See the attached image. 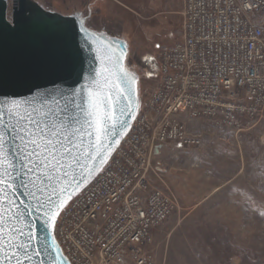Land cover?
Returning <instances> with one entry per match:
<instances>
[{
	"label": "built area",
	"instance_id": "2783aa9c",
	"mask_svg": "<svg viewBox=\"0 0 264 264\" xmlns=\"http://www.w3.org/2000/svg\"><path fill=\"white\" fill-rule=\"evenodd\" d=\"M183 3L181 38L158 49V87L104 169L56 221L70 264H156L148 251L153 232L178 201L151 182L154 153L170 144L201 148L192 123L239 136L264 122V0Z\"/></svg>",
	"mask_w": 264,
	"mask_h": 264
},
{
	"label": "rangeland",
	"instance_id": "374dc122",
	"mask_svg": "<svg viewBox=\"0 0 264 264\" xmlns=\"http://www.w3.org/2000/svg\"><path fill=\"white\" fill-rule=\"evenodd\" d=\"M35 1L63 15L82 13L89 27L102 29L91 21L95 0ZM117 1L103 3L102 18L111 36L127 41V65L139 76L145 103L160 80L158 49L181 38L182 1ZM189 127L203 134L201 148L170 144L153 155L150 180L168 188L178 206L154 230L148 251L156 264H264V122L239 136L207 122Z\"/></svg>",
	"mask_w": 264,
	"mask_h": 264
},
{
	"label": "water",
	"instance_id": "95a60500",
	"mask_svg": "<svg viewBox=\"0 0 264 264\" xmlns=\"http://www.w3.org/2000/svg\"><path fill=\"white\" fill-rule=\"evenodd\" d=\"M11 3L13 9L10 15ZM87 23L88 18L82 13L63 15L45 9L35 0H0V107L11 105L18 115L33 113L35 119L43 121V114L48 111L43 106L46 97H63L60 101L63 117H49V123L57 127L63 124L65 129L82 127L88 133H94L97 118L109 117L105 125L109 130L102 137L104 148L98 149L100 152L107 149V152L98 165L93 166L87 160L93 137L85 135L82 141L79 138L76 141L80 149L78 152L74 149V158L67 160L74 166L69 169L70 174L79 178L82 171H88L76 166L77 158L81 164H87L93 170L79 187L73 185L70 188L72 195L71 198H63L66 201L64 208L104 169L129 133L140 107L139 76L127 65V41L105 31H96ZM73 96L78 108L69 103ZM51 107L56 108L55 105ZM35 131L39 133L40 129ZM45 132L48 130L45 129ZM5 139L8 137L5 136ZM96 143L99 145V141ZM5 154L7 159L4 163L15 164V168L8 169L15 177L8 199L18 205L16 212L23 213L18 221L12 223L25 234L31 227L33 244L40 251L38 257L33 255L24 264L69 262L55 238L59 216L52 221L42 212L29 215L37 207V197L40 201L47 200L49 194L54 195L52 189L58 187L59 182L54 181L46 187L37 179V176L43 179L46 169L35 173L27 171L32 165L27 162L23 144L15 155L11 148H6ZM39 188H45L42 196ZM9 214L5 212V229L9 227ZM4 235L8 237L9 234L5 231ZM12 239L22 242L19 234ZM4 255V252H0V260L4 264H16L15 260L4 259ZM18 255L23 259L21 253Z\"/></svg>",
	"mask_w": 264,
	"mask_h": 264
},
{
	"label": "snow or ice",
	"instance_id": "6c2138e0",
	"mask_svg": "<svg viewBox=\"0 0 264 264\" xmlns=\"http://www.w3.org/2000/svg\"><path fill=\"white\" fill-rule=\"evenodd\" d=\"M126 75L125 73L124 76ZM62 99L63 97H56L55 95L46 97L43 106L47 107L48 111L43 114V121L35 119L33 113L20 116L13 110L11 105L7 108L0 107V252H4V259L15 260L16 264H24L25 261H30L33 255L38 257L40 251L33 244L34 237L31 233V227H29L28 233L25 234L22 229L17 228L12 223L13 221H18L23 213L16 212L15 209L18 205H16L14 200L8 199V193L13 191L12 182L15 180V177L11 175L8 169L9 167L15 168V164L14 162L11 165L4 163L7 159L5 149L11 148L12 154L15 155L20 150V145L23 144L27 162L32 165L27 171L35 173L37 170L46 169L47 172L43 174V179L37 176V179L45 184L46 187L54 181L59 182V186L52 189L54 195L49 194L48 199L45 201H40L39 197H37V207L29 212V215L33 212H42L43 215L49 217L52 221H55L65 206L66 201L63 198H71L70 188L73 185L79 187L93 170L87 164H81L77 158L76 166H79L82 170L87 168L88 171L87 173L82 171L79 178L74 174H70L69 169H73L74 166L67 163V160L74 158V149L77 152L80 149V145L76 142L77 139L79 138L82 141L85 135L93 137L90 143L91 151L87 153V160L93 166L102 162L107 152V149H104L103 152L98 151V149L104 148L102 137L109 130L105 127L109 117L105 116L96 119L94 133H88L82 127L65 129L63 124L57 127L56 124L49 123V117H63V108L60 105ZM69 103H72L77 108L79 107L74 96L69 100ZM52 105H55L56 108L51 107ZM57 109H59V112H57ZM35 129H40L39 133ZM45 129L48 130L47 133ZM5 136L8 139H5ZM97 141H99V145H97ZM93 153H96V155L94 156ZM58 156L60 157L59 159L57 158ZM33 157H35L34 160L32 159ZM52 161L56 162L52 163ZM38 191L42 196L45 188H39ZM5 212L10 213L7 216L9 222L7 229L3 225ZM5 231L9 234L8 237H5ZM16 234H19L22 242L12 239ZM47 250L45 249V251ZM18 253L23 255V259ZM0 264H4L3 260H0ZM64 264H70V262L65 260Z\"/></svg>",
	"mask_w": 264,
	"mask_h": 264
},
{
	"label": "crops",
	"instance_id": "0c3cea01",
	"mask_svg": "<svg viewBox=\"0 0 264 264\" xmlns=\"http://www.w3.org/2000/svg\"><path fill=\"white\" fill-rule=\"evenodd\" d=\"M96 1V2H95ZM94 3H93V8H92V18H91V21H92V25L94 23V26L97 25V26H101L104 30L106 29V31L108 32V34H111V35H114V33L109 29V25L108 24H105V21L106 19L102 18L104 16V7H103V3L105 1H109L110 4H114V0H95ZM116 2H118L117 0H115ZM142 1V0H141ZM162 1V0H160ZM182 1V11H183V8H184V3H183V0ZM126 7H124V10ZM129 10V9H128ZM132 10V9H130ZM181 11V13H182ZM89 23V22H88ZM108 27V28H107ZM114 28V26H113ZM174 43V42H173ZM172 44V43H171ZM201 124V123H200ZM202 129V127H201ZM195 133H199V132H195ZM201 134V133H199ZM203 136V134H201ZM164 147H161L158 151L159 152H162ZM228 185V183H224L223 185H220L217 189H215V191H213L212 194H215L217 193L218 191L222 190V188L226 187Z\"/></svg>",
	"mask_w": 264,
	"mask_h": 264
},
{
	"label": "trees",
	"instance_id": "16d2710c",
	"mask_svg": "<svg viewBox=\"0 0 264 264\" xmlns=\"http://www.w3.org/2000/svg\"><path fill=\"white\" fill-rule=\"evenodd\" d=\"M88 26H89V25H88ZM90 28H91V27H90ZM99 31H105V32H107L106 29L104 30L103 28H102L101 30H99ZM107 33H108V32H107ZM118 36H119V35H118Z\"/></svg>",
	"mask_w": 264,
	"mask_h": 264
}]
</instances>
